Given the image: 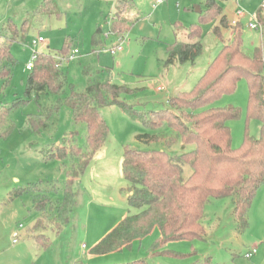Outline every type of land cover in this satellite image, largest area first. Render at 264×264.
<instances>
[{
  "label": "rangeland",
  "instance_id": "obj_1",
  "mask_svg": "<svg viewBox=\"0 0 264 264\" xmlns=\"http://www.w3.org/2000/svg\"><path fill=\"white\" fill-rule=\"evenodd\" d=\"M120 1L122 16L131 22V27H119L116 36L112 27L120 12ZM157 1L0 0V44L5 43L2 30L10 21L28 27L26 42L11 46L16 63L10 66V85L3 90L0 82V107H10L24 98L31 73L27 65L34 53H56L68 44V60L62 64L65 87L59 95H44L42 107L53 108L58 99L64 100L72 92H84L86 70L92 77L99 75L102 80L129 88L130 93H122L120 102L138 114L165 109L171 98L195 87L210 62L235 37L232 24L238 7L255 15L263 4V0H165L154 7ZM209 3H216L221 13L216 20L202 23V53L194 62L166 66L168 46L191 41L188 30L208 14ZM43 5L52 13L38 14ZM249 21L248 17L242 22L243 50L254 56L260 49L264 60V35L248 30ZM99 27L102 45L94 47L93 38ZM119 36H123L122 50L111 55L110 51L119 46ZM39 37L45 41L34 47L32 42ZM76 49L79 53L72 58ZM248 101V84L242 80L232 95L216 103L219 107L241 109V118L229 122L234 148L243 143ZM38 111L34 100L14 110L10 116L13 130L6 139H0V264H132L143 260L147 264H201L207 258L212 264H255L254 258L247 259L246 254L264 246V212L258 211L259 203L254 205L248 214V228L240 230L233 217L232 198L212 199L207 205L204 240L172 241L162 250H155L159 239L155 229L122 251L91 255L93 247L128 215L129 183L122 171L125 149L166 150L172 155L182 149L179 143L169 147L164 141L165 137L167 141L171 139L174 131L167 127L151 131L121 104L101 109L109 128L106 140L81 178L78 204L69 222L60 230L52 228V214L48 210L37 211L34 199L37 193H43L52 202H63L67 179L61 163L45 160L44 155L63 146L73 132L77 133L76 143L85 147L86 126L75 124L70 109L63 107L57 121L49 123L41 135H34L28 118ZM260 126L259 122H252L250 133L258 136ZM147 134L163 137L149 144L139 139ZM35 187L37 191L33 190ZM39 218L44 229L35 227ZM15 233L16 243L12 238Z\"/></svg>",
  "mask_w": 264,
  "mask_h": 264
},
{
  "label": "trees",
  "instance_id": "obj_2",
  "mask_svg": "<svg viewBox=\"0 0 264 264\" xmlns=\"http://www.w3.org/2000/svg\"><path fill=\"white\" fill-rule=\"evenodd\" d=\"M121 2L112 27L116 35L119 27L124 30L131 27V22L122 16L124 8ZM207 8L208 14L188 30L189 43L168 46L166 66L194 62L202 53V23L216 20L221 13L216 3H209ZM40 13L47 15L52 12L43 5L38 9ZM258 15L264 28V10L260 9ZM238 28L235 29V37L209 64L191 91L171 98L167 108L145 114H138L120 102L122 93H130L129 88L114 85L108 79L102 80L99 75L92 77L86 70L84 92H72L64 100L58 99L53 108L42 107L44 95H59L65 87L62 64L68 60L70 49L66 44L56 53H35L36 60L27 79L24 98L16 100L10 107H0V139H6L13 130L11 113L32 100L39 106L38 113L28 118L34 135H41L49 123L57 121L63 107L70 109L75 124L86 126L85 147L76 143L77 133L73 132L63 146L44 155L45 160L61 163L67 179L63 202H52L43 193H37L34 199L37 211L44 213L48 210L52 214V228L60 230L65 226L78 204L77 190L81 178L109 132L101 109L113 104H121L151 131L165 127L171 129L174 136L168 141L165 137L164 141L169 147L179 143L182 149L177 155L166 150L125 149L122 171L129 183L128 215L93 247L91 255L104 256L122 251L134 241H142L155 229L159 231L155 250H162L172 241L204 240V212L212 199L232 198L238 228H248L250 208L264 185V60L260 49L254 56L244 52L242 31ZM2 31L5 43L0 44V82L4 90L10 85V66L16 63L11 46L26 42L28 27H19L10 21ZM215 32L218 34L219 30ZM101 33L99 27L93 38L94 47L102 45ZM242 80H246L249 89L246 129L242 145L234 148L229 122L241 118V109L219 107L216 103L222 97L232 95ZM252 122L261 124L258 136L250 133ZM162 137L147 134L139 139L150 144ZM189 146L193 148L187 150ZM33 190L37 191L36 187ZM43 226V220L39 219L36 229H44ZM210 261L207 258L201 264H212ZM132 264L147 263L143 260Z\"/></svg>",
  "mask_w": 264,
  "mask_h": 264
},
{
  "label": "built area",
  "instance_id": "obj_3",
  "mask_svg": "<svg viewBox=\"0 0 264 264\" xmlns=\"http://www.w3.org/2000/svg\"><path fill=\"white\" fill-rule=\"evenodd\" d=\"M164 1L165 0H158L157 3H156V5H154V7H157L158 5L162 4ZM261 10H264V1H263ZM248 17L250 18V21L247 24L246 28L247 29H250V30H255V31H259V32L263 33L264 28H263V24H261L260 21H259L258 12L255 15H251V14L246 13L245 10L242 9L240 6L238 7V10H237L236 15H235V20L233 21V24H232L233 27H235V28L239 27L240 25H242V20L245 19V18H248ZM116 36H118V35H116ZM109 37H110V34H107L106 35V38H109ZM119 37L122 38L123 36H119ZM121 38L119 39V46L114 47L110 51L111 55H115L119 51L122 50L121 44L123 42V38L122 39ZM44 41H45L44 38L39 37L37 40H34L32 42V45L34 47H36L39 43H42ZM78 53H79V51L77 49L74 50V54H73V57L72 58H74ZM35 60H36V55L34 53V55L32 57V60L27 65V69L29 71H32L33 70L34 64H35ZM161 90H162V87L159 88V91H161ZM20 227H22V226H20ZM12 238H13L14 243H16V241L18 239V233H15ZM256 254H257V250L256 249H253L250 253L246 254V258L250 259V258H252Z\"/></svg>",
  "mask_w": 264,
  "mask_h": 264
},
{
  "label": "crops",
  "instance_id": "obj_4",
  "mask_svg": "<svg viewBox=\"0 0 264 264\" xmlns=\"http://www.w3.org/2000/svg\"><path fill=\"white\" fill-rule=\"evenodd\" d=\"M264 1V0H263ZM238 4H239V1H238ZM260 10V9H259ZM258 10V11H259ZM247 18H245V19H243L242 20V22L244 21V20H246ZM243 24L242 25H240L239 26V29L242 31L243 29ZM249 30V29H248ZM251 31H255V30H251ZM262 35H264V33H261ZM263 38H264V36H262ZM211 63V62H210ZM209 66V65H208ZM207 69V68H206ZM260 128H261V126H260ZM59 202V201H58ZM259 203V204H258ZM256 204H258V206H257V209H258V211L259 212H264V185L261 187V189L258 191V193H257V196H256V198H255V200H254V202H253V204H252V206H251V209H250V211L249 212H251L252 211V209H253V206L254 205H256ZM233 211H234V207H233ZM250 214V213H249ZM233 217H234V215H233ZM39 219H41V218H39ZM38 222V221H37ZM37 224V223H36ZM36 227V226H35ZM108 232V231H107ZM14 235V234H13ZM262 244H264V243H262ZM257 246V245H256ZM258 247V246H257ZM252 258H254V261H255V264H264V246L262 247V248H260V250H259V248H258V251H257V254L256 255H254ZM252 258H250V259H252ZM248 259V258H247Z\"/></svg>",
  "mask_w": 264,
  "mask_h": 264
},
{
  "label": "water",
  "instance_id": "obj_5",
  "mask_svg": "<svg viewBox=\"0 0 264 264\" xmlns=\"http://www.w3.org/2000/svg\"><path fill=\"white\" fill-rule=\"evenodd\" d=\"M198 12H200V11L198 10Z\"/></svg>",
  "mask_w": 264,
  "mask_h": 264
}]
</instances>
